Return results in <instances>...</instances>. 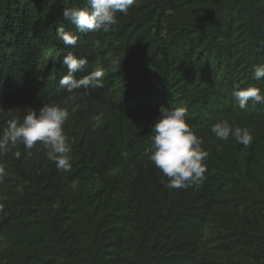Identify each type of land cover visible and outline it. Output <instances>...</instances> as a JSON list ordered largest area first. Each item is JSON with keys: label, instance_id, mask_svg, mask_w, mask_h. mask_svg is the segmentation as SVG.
Segmentation results:
<instances>
[{"label": "trees", "instance_id": "16d2710c", "mask_svg": "<svg viewBox=\"0 0 264 264\" xmlns=\"http://www.w3.org/2000/svg\"><path fill=\"white\" fill-rule=\"evenodd\" d=\"M176 1L135 0L127 14L117 13L111 31L79 33L62 12L84 7L86 0H0V108L5 111L0 113V131L10 118L22 122L26 108L67 107L64 127L72 164L70 171H57L39 144L26 150L18 142L0 153V197H6L0 198V236L6 226L33 214L35 203L46 205L56 198L55 189L45 194L49 182L72 192L77 177L90 179L113 169L119 170L118 196L110 212L118 221L113 239L130 251L138 239L150 235L145 264H219L223 253L239 247L240 237H225L230 230L238 232V212L264 215V103L250 102L240 110L232 95L234 87L248 85L264 93V79H253L252 72L253 66L264 64V6L244 0L242 41L232 45L221 18L235 0H212V11L200 20L188 13V2ZM59 27L77 32L76 46L64 45ZM181 37H190V50L206 42L198 52L211 55L214 65L180 51ZM69 51L88 60L74 78L102 68L103 87L70 94L61 86L67 74L62 59ZM112 61L119 62L115 70ZM161 106L186 107L192 131L204 141L207 171L199 186L167 188V178L148 159ZM220 120L247 128L252 143L244 146L231 136L217 139L211 127ZM72 193L83 210L82 197ZM42 215L55 248L74 259L55 227L60 211L44 207ZM87 217L92 231L89 260L97 264V234L103 225ZM247 241L254 242V236Z\"/></svg>", "mask_w": 264, "mask_h": 264}, {"label": "clouds", "instance_id": "9594fccd", "mask_svg": "<svg viewBox=\"0 0 264 264\" xmlns=\"http://www.w3.org/2000/svg\"><path fill=\"white\" fill-rule=\"evenodd\" d=\"M135 0H86L84 7H65L62 17L79 33H107L117 24V13L127 14ZM59 38L66 46H76L79 35L64 27L57 29ZM97 45L99 42H96ZM88 60L78 57L69 51L62 59L67 68L59 83L66 86L71 94L76 89L103 87L104 70L89 72L81 79H75V73L85 69ZM118 61H112L115 70ZM253 79H264V64L253 66ZM234 100L240 110L249 106L264 103V93L258 86L234 87ZM73 97L70 95L69 99ZM159 117L152 126L153 136L151 146L147 149L148 159L167 178L166 187L170 189H186L199 186L205 180L208 152L202 147L204 141L192 131L190 122L186 119L188 110L184 106L166 108L161 106ZM5 112L0 108V113ZM69 118L67 107L58 104L43 105L39 111L26 108L22 122L18 118L6 121V127L0 131V153H7L18 142L26 150H31L38 144L45 149L47 159L51 160L57 171H70L71 157L69 153V137L65 133V123ZM211 132L219 140H228L231 136L238 144L248 146L253 137L247 128L233 127L228 120H220L211 127ZM19 155V153H16ZM4 175V166L0 165V177ZM6 199V197H0Z\"/></svg>", "mask_w": 264, "mask_h": 264}, {"label": "rangeland", "instance_id": "374dc122", "mask_svg": "<svg viewBox=\"0 0 264 264\" xmlns=\"http://www.w3.org/2000/svg\"><path fill=\"white\" fill-rule=\"evenodd\" d=\"M211 1L177 0L176 2L179 5L188 2V13L198 15L197 19L200 20L209 11H212L213 6L209 5ZM258 3L264 6V0H258ZM243 4L244 0H235L234 4L228 8L221 18L222 25L224 27L228 25L227 34L232 45L242 41L240 37L244 33V24L247 19L245 10L241 6ZM184 34L190 33L184 32ZM168 38L170 39L171 36H168ZM188 39L190 37L178 39L179 50L187 53L192 58L197 57L204 64L208 63L213 66L214 60L211 55L208 56L198 52V50L203 49L206 42H201L196 50H190ZM232 49L234 51V47ZM118 173V169H113L90 179L83 176L76 178L72 184V192H76L82 197L83 210L78 208L79 205L74 202L72 197L73 193L68 189L66 190L63 184L54 186L53 182H49L44 190L45 194L49 193L51 189H55L56 198L54 200L48 199L46 205L41 202L35 203L37 208L33 214L3 229L0 236V264H90L92 231L87 214L93 217L95 224L102 221L103 225L97 234L100 240L97 264H145L149 256L150 235L146 234L142 242L138 239L136 248L130 251L124 249L113 239L116 235L113 228L116 227L118 221L114 216H110V212L113 202L118 196V189L115 186V178ZM138 199L135 206L138 205ZM154 203L159 206L158 203ZM44 207L52 211H60L62 218L55 221V227L61 239L73 253L74 259L69 258L55 248L48 236L42 215ZM151 209L153 208L151 207ZM155 210L150 212L152 220L154 219ZM235 223L238 232L235 233V230H230L225 234V237H227V240L240 237L239 247L229 254L223 253L219 264H264V215L240 211L237 214ZM218 228L220 226H217L215 230ZM139 232L143 233L142 230ZM249 235L254 236V242H244ZM12 258L17 259L18 262L12 261Z\"/></svg>", "mask_w": 264, "mask_h": 264}]
</instances>
